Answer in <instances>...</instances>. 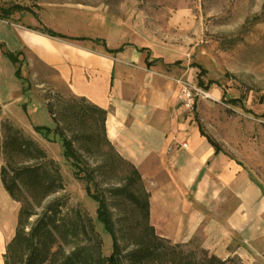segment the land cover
<instances>
[{"label":"rangeland","instance_id":"1","mask_svg":"<svg viewBox=\"0 0 264 264\" xmlns=\"http://www.w3.org/2000/svg\"><path fill=\"white\" fill-rule=\"evenodd\" d=\"M16 4L30 8L39 19L22 10L6 22L0 21V33L8 41L5 51L15 52L19 58L15 64L0 48V91L11 100L0 102V210L5 208L11 218L15 213L18 221L22 206L3 186V167L11 176L18 167L42 163L43 178L53 181L56 187L41 202L40 191L23 189L20 193L34 208L27 231L53 204L47 215H54L61 223L59 231L63 236L58 231L56 234L67 253L78 247H87L94 253L97 250L85 222L88 216L103 241L102 253L110 255L112 237L97 220L98 203L88 195V184L92 193L105 198L112 211L124 264H132L126 255L146 226L140 209L125 195L115 193L124 183L127 168L104 142L99 115L88 111L86 118L81 117L80 111L87 110L88 104L79 99L85 97L76 96L58 71L36 54L16 51L20 41L14 33L20 25L84 38L59 39L66 45L80 43L103 49L97 39L105 38L109 48L125 42L148 47L150 59L155 62L151 68L173 77L177 108L185 120L195 126L201 124L228 156L250 169L252 178L264 191V0H0V14L2 7L8 9ZM197 65L207 71L204 81L213 83L209 90L198 85ZM184 82L204 91H195L193 110L186 109L180 98ZM79 107L82 108L78 110ZM52 115L73 140L81 153L83 169L91 171L95 181L88 183L75 174L71 160L64 156L62 141L54 133L46 136L35 130V126L53 129L56 124ZM13 136L33 141V151L12 154L16 155L12 158L4 149ZM36 146L43 152L36 151ZM84 173L80 175L84 177ZM199 186L196 183L184 189L180 185L182 199L190 205L192 214H199L196 224L186 226L179 234L174 228L170 230V225L160 232L155 228L157 235L170 239V244L163 249L162 258L148 264H204V243L218 245L216 232H204V225L200 224ZM172 197L173 203L180 200L178 192ZM149 223L152 225L151 218ZM235 256L242 264H264V260L250 263L239 254Z\"/></svg>","mask_w":264,"mask_h":264},{"label":"crops","instance_id":"2","mask_svg":"<svg viewBox=\"0 0 264 264\" xmlns=\"http://www.w3.org/2000/svg\"><path fill=\"white\" fill-rule=\"evenodd\" d=\"M27 13L38 18L30 8ZM14 34L20 41L16 51L36 54L58 71L76 96L108 111V137L117 152L141 173L151 195L150 218L157 231L170 225L169 229L179 234L186 226L196 224L199 214H192L190 205L182 199L180 185L186 189L198 183L202 230L216 232L219 241L217 246L204 243V249L223 259L239 254L250 263L264 260L262 187L246 165L228 156L220 143L221 150L216 152L199 126L185 120L177 108L173 77L153 70L155 62L148 65L152 62L148 47L142 46L148 50L141 52L133 44L112 54L102 44L103 49L80 43L66 45L60 38L23 25ZM5 45L8 41L0 33L4 53ZM8 101L0 91V102ZM176 192L180 200L173 203L172 194ZM5 211L0 210V264H5L7 245L16 233L17 216L13 213L11 218Z\"/></svg>","mask_w":264,"mask_h":264},{"label":"trees","instance_id":"3","mask_svg":"<svg viewBox=\"0 0 264 264\" xmlns=\"http://www.w3.org/2000/svg\"><path fill=\"white\" fill-rule=\"evenodd\" d=\"M22 10H29V8H24L19 4L13 5L8 9L2 7V14H0V18L9 19L12 14ZM26 27L33 30H39L44 34L60 39H84L83 37H69L49 28L33 26ZM97 40L105 47V50L108 53L112 54H117L118 52L123 51L127 46H133L132 43L126 42L117 48H109L105 39L99 38ZM136 48L141 52L148 50V48L145 47ZM5 54L15 64L19 62V58L13 52H6ZM152 63L153 62H148V65H152ZM197 66L200 70L198 74V85L205 90H209L213 83L211 81H204L203 77L206 75L207 71L201 65ZM17 73H19V69L17 70ZM79 100L88 104V109L85 110L83 108L80 111V116L86 118V113L88 111L99 115L98 121L103 129L104 142L110 146L109 148L111 149L113 156L126 165L127 173L122 179L124 183L115 189V193L125 195L140 209L142 222L146 226L142 235L135 238L133 249H131L126 255L127 257H125L128 258L132 264H148L153 261H158L165 255V251L163 249L167 244H170V239L157 235L155 227L149 223L151 195L146 186H144L142 175L134 164L123 158L117 152L108 137L106 128L108 111L95 104L86 102L85 98H81ZM81 108L82 107H79L78 110ZM50 112L52 111L50 110ZM53 119L56 124L53 129L46 126H35V130L43 132L46 136H49L50 133H54L56 137L62 141L64 156L71 160L72 166L75 169V174L78 177L85 178L88 183L95 181L93 173L83 169L81 153L74 146L73 140L64 133V129L60 126L58 120L55 119V116H53ZM198 126L201 134L206 136L209 143L215 147L216 152H219L221 150L220 144L205 132L201 124H198ZM32 144L35 145L33 141L26 142L23 141V139L21 140L20 138L13 136L6 143L4 151L9 153L12 158H14L16 155L13 157L12 154H18L19 156L33 151L30 149V145ZM36 148V151L43 152V150L38 146H36ZM43 167L42 163L30 166L23 165L14 169V173L11 176H8L6 167H3L1 170V180L4 188L14 200L22 203L19 210L15 236L7 245L6 253L4 255L5 264H124L117 232L115 230L112 211L109 209L107 201L104 197L91 192L89 184L87 186L88 195L98 203L97 220L103 226V229L112 237L113 250L110 255L106 256L102 253L103 241L99 233L96 231L94 222L88 216L85 218V222L96 240V244L98 246L97 250L94 253L87 247H78L74 248L70 251V253H67L63 246L58 243L59 239L56 234L58 231V233L61 234L60 236H63L61 231H59L61 223L57 222L54 215H47L48 212L52 211L53 204H49V206H47L46 213L41 217L36 225H34L29 231L26 230L28 220L34 214V208L29 200L21 197L20 193L23 192V189L30 192L40 191L42 193L39 198L40 202L46 196L56 191L54 182L46 181L43 178L41 173ZM81 172H85L84 177L83 175H80ZM204 253L206 258L204 264H242L236 256H229L228 258L223 259L214 253L210 254V251L207 249H204Z\"/></svg>","mask_w":264,"mask_h":264},{"label":"built area","instance_id":"4","mask_svg":"<svg viewBox=\"0 0 264 264\" xmlns=\"http://www.w3.org/2000/svg\"><path fill=\"white\" fill-rule=\"evenodd\" d=\"M195 91L197 93H203L201 88L193 87L190 83H182V92L180 95L183 106L188 110H193L195 107ZM183 147H187V143L182 144Z\"/></svg>","mask_w":264,"mask_h":264}]
</instances>
